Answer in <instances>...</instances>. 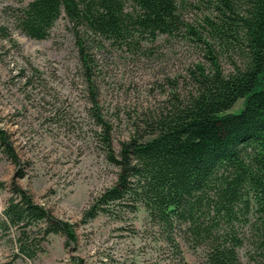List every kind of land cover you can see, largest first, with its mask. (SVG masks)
Instances as JSON below:
<instances>
[{"label": "rangeland", "instance_id": "1", "mask_svg": "<svg viewBox=\"0 0 264 264\" xmlns=\"http://www.w3.org/2000/svg\"><path fill=\"white\" fill-rule=\"evenodd\" d=\"M29 0H0V127L18 164L0 155V218L11 183L55 218L73 224L76 239L50 234L33 258L21 256L14 231H0V264H206L202 247L181 241L180 254L162 243L143 208L113 206L83 222L92 200L110 186L117 168L108 159L121 142L148 138L145 120L196 91L193 71L213 61L224 74L243 66L231 44L211 36L217 0H176L177 33L138 39L129 46L75 28L61 14L44 39L14 28L13 9ZM239 98L225 112H238ZM247 256H264L245 241ZM263 260V259H262Z\"/></svg>", "mask_w": 264, "mask_h": 264}, {"label": "trees", "instance_id": "2", "mask_svg": "<svg viewBox=\"0 0 264 264\" xmlns=\"http://www.w3.org/2000/svg\"><path fill=\"white\" fill-rule=\"evenodd\" d=\"M216 3L218 20H207L209 32L239 50L243 66L228 74L215 61L207 72L198 66L192 72L196 91L146 119L149 137L121 142L117 154L103 138L116 178L92 200L82 221L113 206L143 208L175 254L183 241L202 247L206 264H243L238 248L245 241L264 253V0ZM61 14L75 28L120 47L175 34L180 25L176 0H29L13 9L11 19L21 34L40 40ZM239 98L243 107L225 112ZM0 155L18 164L2 127ZM9 191L0 231L13 229L21 256H36L50 234L74 243L73 224L55 218L16 184ZM247 257L264 264V256Z\"/></svg>", "mask_w": 264, "mask_h": 264}]
</instances>
